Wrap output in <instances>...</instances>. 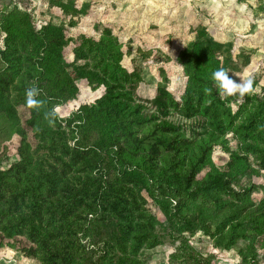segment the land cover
Returning <instances> with one entry per match:
<instances>
[{
  "label": "trees",
  "instance_id": "1",
  "mask_svg": "<svg viewBox=\"0 0 264 264\" xmlns=\"http://www.w3.org/2000/svg\"><path fill=\"white\" fill-rule=\"evenodd\" d=\"M43 3L69 16V27L92 16L89 6L76 0ZM93 28L98 36L81 32L73 38L62 20L50 17L36 25L26 11L0 12V71L15 82L0 89V150L12 136L18 139L17 160L0 170V248L39 264H141L137 254L154 245L155 217L142 196L146 190L166 216L179 221L183 235L200 230L224 250L239 237L250 238L242 264H258L264 200L247 202L240 191L248 190V180L243 188L236 186L251 174V165L264 169V97L238 126L253 135L228 150L225 166L207 161V143L186 156L189 134L211 138L232 124L211 79L213 69L228 67L231 44L198 32L179 58L187 73L191 69L182 97L176 99L159 82L147 99L138 93L139 70L120 66L124 53L111 29ZM69 44L73 59L65 63L62 53ZM40 79L46 85L39 91L42 103L29 107L25 90ZM77 80L103 92L63 120L55 109L76 100ZM76 134L79 139L70 146ZM210 201L222 221L207 210ZM80 232L101 237L103 250L81 256ZM195 259L189 255L187 264Z\"/></svg>",
  "mask_w": 264,
  "mask_h": 264
},
{
  "label": "rangeland",
  "instance_id": "2",
  "mask_svg": "<svg viewBox=\"0 0 264 264\" xmlns=\"http://www.w3.org/2000/svg\"><path fill=\"white\" fill-rule=\"evenodd\" d=\"M43 2L45 0H0V12L6 14L14 9L26 11L34 16L36 25L50 17L52 20H62L67 34L73 38L81 32L88 36H98L99 32L93 28L94 25L111 29L115 36L114 43L119 44L124 53L120 66L128 72L139 70L143 81L138 86V93L147 99L152 96L159 82H164L176 99L182 97L188 86L191 69L187 73L188 67L179 58L198 32L206 33L219 43H230V60L225 69L229 70L230 76L234 74V79L251 74L254 90L243 97L221 94L233 116L232 124L211 138L206 133L189 134L190 143L187 148H190L184 152L187 150L186 156L192 155L194 148L197 150L199 145L210 144L207 161L212 167L222 168L228 163V150L239 148L253 135H248L238 126L264 97V0H76L78 5L87 4L89 15L92 16L83 18L73 27H69V16L57 8L47 7ZM2 48L4 35L0 33ZM72 48L73 45L69 44L63 50L62 59L65 63L73 59ZM9 79L7 73H0V89L4 84H15ZM75 84L78 88L76 100L60 103L55 109L63 120L71 117L79 106L92 104L103 92L101 87H89L84 80H77ZM33 86L40 92L46 90L43 79ZM65 125L62 123L61 128L67 130ZM77 139L79 137L76 134L69 145H73ZM5 146L0 150V170L7 169L17 160V137L12 136ZM251 167V174H244L236 187L243 188L242 183L248 180L250 185L245 187L248 192L241 190L240 193H247L248 203L257 204L264 200V169L254 164ZM142 196L154 214L155 225L152 232L154 245H146L137 254L141 264H187L189 255L198 261L192 264H242V255L250 253L247 251L251 247L250 238L239 237L230 249L224 250L215 245L212 237L200 230L183 235L176 218L166 216L165 210L153 202L146 190ZM209 204L207 210L213 213L215 203L210 201ZM171 206L174 207L175 202ZM222 216L217 212L216 221H222ZM91 232H80L77 235L80 249H84L79 251L81 256L98 255L103 250L101 237L93 239L94 234ZM255 256L258 264H264V245L255 251ZM0 264L39 263L3 247L0 248Z\"/></svg>",
  "mask_w": 264,
  "mask_h": 264
},
{
  "label": "clouds",
  "instance_id": "3",
  "mask_svg": "<svg viewBox=\"0 0 264 264\" xmlns=\"http://www.w3.org/2000/svg\"><path fill=\"white\" fill-rule=\"evenodd\" d=\"M229 70L219 67L211 72V79L213 80L219 92L225 96L238 95L243 97L245 94L254 90L253 77L248 74L245 77L234 79V74L229 75ZM39 89L31 86L25 90V104L29 107H39L42 101L39 97ZM51 123V121H49Z\"/></svg>",
  "mask_w": 264,
  "mask_h": 264
}]
</instances>
